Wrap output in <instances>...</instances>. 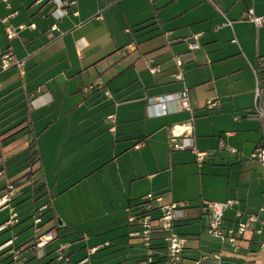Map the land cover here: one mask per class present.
<instances>
[{"label":"crops","instance_id":"1","mask_svg":"<svg viewBox=\"0 0 264 264\" xmlns=\"http://www.w3.org/2000/svg\"><path fill=\"white\" fill-rule=\"evenodd\" d=\"M63 1L66 13L58 18L51 0H0V194L7 183H19L11 202L18 217L0 230V244L11 238L28 244L34 234L21 233L33 229V211L47 202L34 201L49 195L43 230L52 229L55 237L41 258L28 250L25 264H42L43 258V264H55L54 251L66 242L72 263L85 257L80 249L99 245L94 264H140L146 248L129 236L127 208L153 193L162 197L152 201L153 211L163 202H188L176 223L187 238L183 264L204 254L211 255L205 264H215L219 239L208 233L203 199H237L239 209L264 216V165L251 158L263 136L253 106L264 24L249 16L264 14V0H127V9L123 0ZM9 24L27 26L9 39ZM247 28L256 33L253 44ZM194 35L199 47L190 49ZM7 49L24 62L22 70L2 69ZM180 53L183 80L173 76V55ZM149 63L161 71L151 73ZM184 84L192 120L177 101L163 113L147 100ZM212 97L218 104L209 108ZM188 121L194 145L209 153L203 162L192 149L170 145L171 127ZM220 141L236 151L221 148ZM70 192L76 206L88 211L80 224L74 212H66L74 209L71 198L65 199ZM9 217L10 208L0 207V225ZM236 220L232 208L224 225L235 226ZM239 242L253 257L252 245L262 247L264 231L247 232ZM153 244L164 250L160 234ZM221 251L224 264L245 260L229 244ZM0 264H11L7 249L0 251Z\"/></svg>","mask_w":264,"mask_h":264},{"label":"built area","instance_id":"2","mask_svg":"<svg viewBox=\"0 0 264 264\" xmlns=\"http://www.w3.org/2000/svg\"><path fill=\"white\" fill-rule=\"evenodd\" d=\"M55 5L53 12L57 17L63 16L66 11L62 8L66 3L63 0H51ZM60 11V13H58ZM221 11V10H220ZM57 12V13H56ZM222 12V11H221ZM250 18L257 25L264 24V16L254 15L252 11L249 14ZM27 25L21 24L18 26L7 25L6 32L9 39H13L17 36L18 32L24 29ZM33 26V25H30ZM56 28V25H54ZM189 42L190 49H196L199 47L196 35ZM173 61L176 66V71L173 76L177 80H183V64L184 54L173 55ZM12 65H16L20 70L23 69L24 62L15 57L11 49L5 50L1 54V66L2 69H7ZM149 70L155 74L161 71V67L158 64L149 63ZM256 86L254 91V112L260 118L262 129V140L254 148L251 158L259 160L264 165V58L254 68ZM92 85L91 87H93ZM37 93H41V88H38ZM106 94L110 96L109 91ZM148 102L152 105H159L163 113L169 111V102L177 101L180 108L186 109L191 112L194 118V111L190 104L189 88L184 84L183 88L178 92L165 93L160 95H154L148 97ZM35 98L30 100L33 104ZM218 104L217 100L207 102L209 108H213ZM113 129V128H112ZM170 145L173 149H192L197 156L199 162H203L209 155L207 151L199 150L196 148L193 142V127L190 121L181 124L173 125L171 127ZM140 143L137 144L139 146ZM219 146L231 151H236L233 147L227 145L224 141H220ZM18 186L13 183H8L1 191L0 194V207L10 208L9 219L0 225V230L9 224H13L18 217V212L13 209L11 202L14 195L18 191ZM162 200L160 195L149 193L144 197L142 208L139 211H134L132 207H128V222L133 229L129 232L131 238L138 239L146 248V255L140 260V264H151L156 259V254H161V260L158 264H183L184 249L187 238L179 233L176 229V223L186 215V209L188 202L185 200L169 201L160 203L158 209L159 214H153L152 201ZM239 200L227 199L225 201H216L203 199L201 202L202 214L207 218L208 233L219 239L222 245L229 244L232 247L233 252L239 251L238 239L245 235L247 232H253L255 234H262L264 231V216L261 213L248 212L241 210L237 207ZM50 206L47 202L37 207L33 213V229L34 236L28 244L16 245L11 238L6 242L0 244V251L7 249L9 253L11 264H25L27 260L26 253L28 250H34L37 258L43 257V250L47 244H49L55 237L52 229L43 230V213ZM236 209V225L225 226V214L228 210ZM264 210V207L261 211ZM156 234H160L164 240V250L158 252L153 246V240ZM84 238H87V234H83ZM264 248V242H262ZM99 248V245L88 247L87 255L79 262L72 263L67 251V244L60 243L55 249V264H84L90 260V255L95 253ZM213 259L218 264H224V255L222 251H216L212 253ZM211 255L204 254L197 258L193 264H203L210 260ZM240 264H259L253 260L245 259Z\"/></svg>","mask_w":264,"mask_h":264},{"label":"rangeland","instance_id":"3","mask_svg":"<svg viewBox=\"0 0 264 264\" xmlns=\"http://www.w3.org/2000/svg\"><path fill=\"white\" fill-rule=\"evenodd\" d=\"M123 2H124V4H125V6H126V9H127V0H123ZM260 16H264V14L263 15H260ZM250 28H247L245 31H244V34L250 39V42L253 44V43H255V41H256V33L254 32V31H252L251 29L249 30ZM260 35H261V40H264V31H262L261 33H260ZM160 38V36L159 37H157L156 39H159ZM243 83H247V76L246 75H244V80H243ZM255 86H256V83H255ZM237 88H239V87H237ZM225 89H226V87H225ZM209 91H212V89L211 90H209ZM216 98L217 97H212V98H210L207 102H209V101H213V100H216ZM230 146H232V145H230ZM232 147H234V146H232ZM235 149H236V147H234ZM252 154V153H251ZM16 164V163H15ZM23 165H24V163H23ZM14 166V165H13ZM13 172V171H12ZM66 198L65 199H67V198H71V202H72V205H73V207H74V209L72 210V209H66V212H67V214H69V216H71V217H73V215H72V212H74V214H76V216H77V218H78V224H80V223H82L81 222V216H82V214H87V212L88 211H86V210H81V209H79L78 208V206H76L77 205V203H76V195L73 193V192H70L69 194H67L66 196H65ZM45 200H47V202H49L50 204H51V202H52V200H51V196H49V195H46V196H44V197H41L40 199H36L35 201H34V203H40V202H42V201H45ZM32 202H33V200L30 202V204H29V206L32 204ZM46 202V203H47ZM68 201H66V203H67ZM68 205V204H67ZM29 206H24L23 207V209L25 210V209H28V207ZM68 208H69V206H68ZM94 212H96V211H94ZM249 212V211H248ZM47 214H48V212L45 214V218L47 219L48 217H47ZM153 214L156 216V215H158L159 214V209H157V210H154L153 211ZM44 218V221H46V219ZM47 224H49V223H47V222H45V224H44V228L45 229H48L49 227H47ZM18 229V228H17ZM32 234H34V229H32V228H29V229H27L25 232H23V233H21V235L23 236H29V235H32ZM87 236H88V233H87ZM0 238H2V236H0ZM69 238L70 237H63V240L66 242V241H69ZM57 241V240H56ZM214 241H217L218 242V244L216 245V247H215V251H221V245H222V243L220 242V240H214ZM78 242H82V241H78ZM67 243V242H66ZM56 244H57V242H56ZM239 246H240V248H239V251L236 253V256L235 257H237V258H241V259H248V257H250V256H248V253H249V251H247V250H249V248L247 247V246H244L243 244H241L240 242H239ZM88 247L89 246H87V247H83L82 249H80L81 250V256H86L87 255V252H88ZM79 250V251H80ZM252 252H253V254H254V256L253 257H250L249 258V260H253V261H255V262H257V263H259V264H264V248H262L261 247V243H254L253 245H252ZM92 255H93V253L90 255V260L87 262V263H84V264H94V263H96V262H99V260H100V258H97L96 256L94 257H92ZM108 257V256H107ZM106 257V258H107ZM110 257V256H109ZM42 264H43V262L45 261V258H43V259H40L39 260ZM242 262V261H241ZM205 264V263H204ZM215 264H218L216 261H215Z\"/></svg>","mask_w":264,"mask_h":264},{"label":"trees","instance_id":"4","mask_svg":"<svg viewBox=\"0 0 264 264\" xmlns=\"http://www.w3.org/2000/svg\"><path fill=\"white\" fill-rule=\"evenodd\" d=\"M9 183H13V184L19 186V183H18V180H17V179H15L13 182H9ZM7 184H8V183H7ZM7 184H6V185H7ZM6 185H5V186H6ZM5 186H4V187H5ZM4 187H3V188H4ZM3 188H2V189H3ZM142 204H143V202L139 203L134 209H133L132 206H131V207H132V209H133L134 211H139V210H141V208H142ZM153 246H154V245H153ZM154 247H155V246H154ZM155 256H156V259H155V261H154L153 263H151V264H158V263L160 262L161 258H162L160 253H157Z\"/></svg>","mask_w":264,"mask_h":264}]
</instances>
